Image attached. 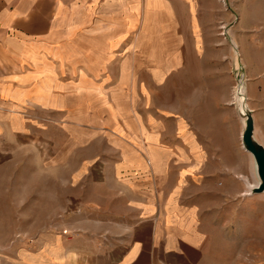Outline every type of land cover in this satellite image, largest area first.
<instances>
[{"label": "crops", "instance_id": "1", "mask_svg": "<svg viewBox=\"0 0 264 264\" xmlns=\"http://www.w3.org/2000/svg\"><path fill=\"white\" fill-rule=\"evenodd\" d=\"M108 5L121 14L111 48L130 43L129 60L80 47L90 14ZM171 11V0H0V134L11 143L44 119L67 127L53 157L67 235L51 234L52 264L264 262L262 198L243 199L238 261L219 229V206L233 217L245 184L233 175L241 123L217 87L163 84L155 105V86L134 83V29L164 27L150 17Z\"/></svg>", "mask_w": 264, "mask_h": 264}, {"label": "rangeland", "instance_id": "2", "mask_svg": "<svg viewBox=\"0 0 264 264\" xmlns=\"http://www.w3.org/2000/svg\"><path fill=\"white\" fill-rule=\"evenodd\" d=\"M192 1V13L183 3L171 0L167 17L164 13L150 17L153 26L164 27L140 34L134 29V83L155 86L150 94L155 105L162 102L163 84L216 86L222 102L234 111L236 128L241 122L232 99L235 86L243 83L254 118V136L264 146V0ZM191 16L199 25L196 32L190 28ZM120 17L110 5L91 13L90 27L80 30L88 37L80 47L87 48L91 42L95 51L105 48L106 53H113L115 47L110 44L121 31L115 27ZM131 47L130 43L122 45L116 51L118 58L128 59ZM107 63L111 68L121 62ZM154 71L163 72L164 78L153 79ZM57 121L31 124L25 138L11 143L0 134V264H52L51 234L62 240L67 235L57 230L58 189L53 174L57 164L53 157L67 128ZM237 139L239 171L233 175L240 184H244L241 175L252 184L249 154ZM241 194L233 206V217H226V206L220 205L217 212L219 229L226 232L236 261L244 254L246 239L241 229L243 199L256 196L264 206V193ZM250 263L264 264L252 256Z\"/></svg>", "mask_w": 264, "mask_h": 264}, {"label": "water", "instance_id": "3", "mask_svg": "<svg viewBox=\"0 0 264 264\" xmlns=\"http://www.w3.org/2000/svg\"><path fill=\"white\" fill-rule=\"evenodd\" d=\"M239 89L235 104L242 128L240 140L242 147L252 155L255 163L258 185L252 189L251 194H260L264 193V147L258 144L254 139V122L252 111L248 107V98L246 96L245 90L240 91Z\"/></svg>", "mask_w": 264, "mask_h": 264}, {"label": "bare ground", "instance_id": "4", "mask_svg": "<svg viewBox=\"0 0 264 264\" xmlns=\"http://www.w3.org/2000/svg\"><path fill=\"white\" fill-rule=\"evenodd\" d=\"M238 89L240 91H244L245 88L243 86V83L237 84L235 86V88H234V92L235 93H234V96H233V99H232V102H233L234 106H236L235 103H236V100H237V92H238ZM247 153L249 154V158H250V163H251V168H252V181H253V183L252 184H250L251 182L248 183L249 180L247 178H242V177H239V178L245 184V192L242 195L243 196H252L251 191H252L253 188H255L258 185V179H257V176H256V168H255L254 159H253L252 155L249 152H247Z\"/></svg>", "mask_w": 264, "mask_h": 264}, {"label": "built area", "instance_id": "5", "mask_svg": "<svg viewBox=\"0 0 264 264\" xmlns=\"http://www.w3.org/2000/svg\"><path fill=\"white\" fill-rule=\"evenodd\" d=\"M219 2H222L223 4H225V0H218ZM62 234H67V231L63 230Z\"/></svg>", "mask_w": 264, "mask_h": 264}]
</instances>
